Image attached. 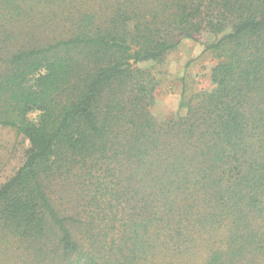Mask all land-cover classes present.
I'll return each mask as SVG.
<instances>
[{"label": "trees", "instance_id": "16d2710c", "mask_svg": "<svg viewBox=\"0 0 264 264\" xmlns=\"http://www.w3.org/2000/svg\"><path fill=\"white\" fill-rule=\"evenodd\" d=\"M186 42L213 88L158 120L154 70ZM0 127L29 143L0 257L264 264V0H0Z\"/></svg>", "mask_w": 264, "mask_h": 264}, {"label": "rangeland", "instance_id": "374dc122", "mask_svg": "<svg viewBox=\"0 0 264 264\" xmlns=\"http://www.w3.org/2000/svg\"><path fill=\"white\" fill-rule=\"evenodd\" d=\"M216 63L211 53L205 52L198 43L186 42L170 52L154 70L160 86L155 94L152 114L158 120L174 118L182 98L189 100L200 91L211 90L210 73ZM37 116L38 113H33L30 118L36 120ZM28 148L29 143L24 137L0 127V186L21 167ZM9 254L0 257V264H15L14 261L20 258L18 252L13 257Z\"/></svg>", "mask_w": 264, "mask_h": 264}]
</instances>
